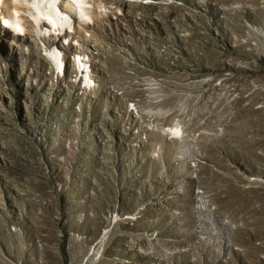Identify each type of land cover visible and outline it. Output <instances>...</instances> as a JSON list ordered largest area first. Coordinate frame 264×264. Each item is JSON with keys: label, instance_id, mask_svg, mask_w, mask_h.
<instances>
[{"label": "rangeland", "instance_id": "1", "mask_svg": "<svg viewBox=\"0 0 264 264\" xmlns=\"http://www.w3.org/2000/svg\"><path fill=\"white\" fill-rule=\"evenodd\" d=\"M102 3L88 83L0 25V264H264V0Z\"/></svg>", "mask_w": 264, "mask_h": 264}, {"label": "bare ground", "instance_id": "2", "mask_svg": "<svg viewBox=\"0 0 264 264\" xmlns=\"http://www.w3.org/2000/svg\"><path fill=\"white\" fill-rule=\"evenodd\" d=\"M106 6L102 0H0V25L5 34H11L12 44L19 42V46L27 45L32 53H36V47L30 36L42 41L46 55L57 68L62 65L65 68V54L59 50L57 37L63 36L69 42L77 39L79 48L75 50L80 54L77 59L73 58L74 65L78 67L74 69L83 76L85 72V81L88 83L92 80V69L88 62L91 57L85 54V51L90 50V44L84 31L99 20ZM91 85H95V81ZM158 128L162 133H178L177 127Z\"/></svg>", "mask_w": 264, "mask_h": 264}]
</instances>
